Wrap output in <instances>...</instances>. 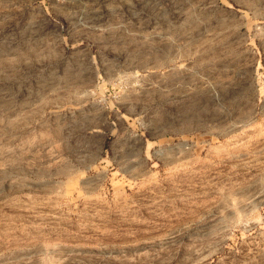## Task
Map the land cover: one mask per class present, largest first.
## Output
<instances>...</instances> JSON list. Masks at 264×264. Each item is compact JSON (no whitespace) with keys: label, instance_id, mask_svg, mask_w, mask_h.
I'll return each mask as SVG.
<instances>
[{"label":"rangeland","instance_id":"1","mask_svg":"<svg viewBox=\"0 0 264 264\" xmlns=\"http://www.w3.org/2000/svg\"><path fill=\"white\" fill-rule=\"evenodd\" d=\"M0 264H264V0H0Z\"/></svg>","mask_w":264,"mask_h":264}]
</instances>
